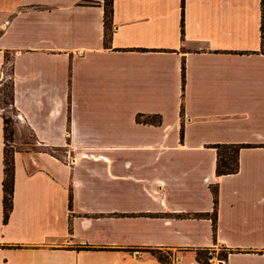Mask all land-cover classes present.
I'll return each instance as SVG.
<instances>
[{"label": "crops", "instance_id": "crops-1", "mask_svg": "<svg viewBox=\"0 0 264 264\" xmlns=\"http://www.w3.org/2000/svg\"><path fill=\"white\" fill-rule=\"evenodd\" d=\"M104 16L0 0V80L40 144L3 221L0 110V264H264V0H112L107 45ZM215 143L246 144L237 171Z\"/></svg>", "mask_w": 264, "mask_h": 264}, {"label": "trees", "instance_id": "trees-1", "mask_svg": "<svg viewBox=\"0 0 264 264\" xmlns=\"http://www.w3.org/2000/svg\"><path fill=\"white\" fill-rule=\"evenodd\" d=\"M105 6V16H104V43L107 45L111 39V30H112V0H104ZM182 13H183V0H182ZM181 33L183 35V14L181 17ZM183 37V36H182ZM184 77V64H182V79ZM10 87V101L9 103L12 106V88L11 83L9 82ZM13 107V106H12ZM14 108V107H13ZM15 109V108H14ZM138 118V115H137ZM12 118L3 113V128H4V145H3V170L4 176L2 180L3 185V221H6L9 212L12 207V192H13V149H8L6 140L8 139L6 136L7 132V123ZM145 121L150 122H159V116L157 119H153L151 115H145ZM246 144L241 143H215L213 146L216 147L217 151V161L215 171L217 174H224L235 172L238 169V151L239 148L245 146ZM214 201L216 202V194L217 187L211 186ZM69 202V206H70ZM213 223H215V210L213 212ZM151 253H153L158 259L167 262V258L170 255L169 251H163L159 248L156 249H148ZM201 251V250H200ZM202 251H207V249H203ZM198 252V251H197ZM197 259L201 261L202 264H209L202 259L201 256L197 253Z\"/></svg>", "mask_w": 264, "mask_h": 264}, {"label": "rangeland", "instance_id": "rangeland-1", "mask_svg": "<svg viewBox=\"0 0 264 264\" xmlns=\"http://www.w3.org/2000/svg\"><path fill=\"white\" fill-rule=\"evenodd\" d=\"M8 68V66H7ZM10 101V87H9V79L8 77L3 76V80H0V110L2 113L6 114L11 117L12 119L8 121L7 123V147L8 149H25V148H30V147H35L39 143H37V140L35 139L34 132H29V129L25 126V124L22 123L20 126L19 130H16V124H15V117H17V111L14 109L11 104L9 103ZM16 115V116H15ZM21 122H23L21 120ZM16 130V132H15ZM40 145V144H39ZM38 145V146H39ZM57 154H61V151H57ZM170 251V256L167 258V263L173 264L174 262V252ZM210 249L207 251H198L197 253L201 256L202 259H205V261L209 264H216L217 260L214 256V252L209 255ZM221 256V252L219 254H216V257ZM208 256H210V260L208 259Z\"/></svg>", "mask_w": 264, "mask_h": 264}, {"label": "built area", "instance_id": "built-area-1", "mask_svg": "<svg viewBox=\"0 0 264 264\" xmlns=\"http://www.w3.org/2000/svg\"><path fill=\"white\" fill-rule=\"evenodd\" d=\"M208 253L210 255L211 252L209 251ZM208 259L209 260L211 259L210 256H208ZM223 262H224V258L223 257H219V258H217L216 264H223Z\"/></svg>", "mask_w": 264, "mask_h": 264}]
</instances>
